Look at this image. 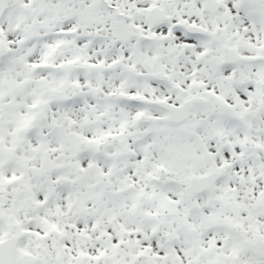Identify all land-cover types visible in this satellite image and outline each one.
Wrapping results in <instances>:
<instances>
[{"label": "snow or ice", "instance_id": "obj_1", "mask_svg": "<svg viewBox=\"0 0 264 264\" xmlns=\"http://www.w3.org/2000/svg\"><path fill=\"white\" fill-rule=\"evenodd\" d=\"M0 264H264V0H0Z\"/></svg>", "mask_w": 264, "mask_h": 264}]
</instances>
